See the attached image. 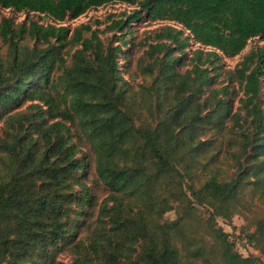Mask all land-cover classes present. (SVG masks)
Returning <instances> with one entry per match:
<instances>
[{"label":"trees","instance_id":"16d2710c","mask_svg":"<svg viewBox=\"0 0 264 264\" xmlns=\"http://www.w3.org/2000/svg\"><path fill=\"white\" fill-rule=\"evenodd\" d=\"M117 2L137 8L101 30L63 24ZM1 8L26 18H0V264H264V46L223 62L264 40V0ZM142 18L172 24L146 32L134 83L122 48ZM116 29L119 44H104Z\"/></svg>","mask_w":264,"mask_h":264},{"label":"rangeland","instance_id":"374dc122","mask_svg":"<svg viewBox=\"0 0 264 264\" xmlns=\"http://www.w3.org/2000/svg\"><path fill=\"white\" fill-rule=\"evenodd\" d=\"M136 7V5H130V4H126V3H107L105 5L99 6V7H94V8H90L88 9L85 13H83L82 15L78 16L76 19L73 20H67L65 23H63L64 25H68L70 27H75L81 23H89L92 25V27L95 28H99L100 30L103 29L105 27V25L109 24V17L112 16V18H116V17H122L125 14H128L130 12H132ZM2 16H10L13 17L15 22H20L22 20H24L26 18V14H24L23 12H16V11H11L9 9H0V18ZM40 22L42 23H47L50 22V20L48 18L45 17H41L39 19ZM96 21H100V24H96ZM172 22H167V21H155V22H150L148 20H145L144 18L139 19L137 22H133L131 25V36L132 38L130 39V35L126 36V39L128 40V43L126 45L123 46V51L128 50V48H130V57H129V61H130V65L128 67V73H125L124 76L126 78L131 79L134 83H137L140 81V78L135 76L133 71H134V65H135V61L137 59V57L141 54L144 46H142V42L144 39V36L146 35V32L149 31H153L156 30L162 26L165 25H171ZM88 34V33H87ZM115 34L116 36H120L119 31L113 30V31H106L105 33L100 34V38L102 39V41L104 42V44L108 43V42H113L114 44H119V41H117V39H114V37H112V35ZM185 35H188L187 32H185ZM199 44L194 43V41L191 39L190 40V46L188 48H186V50H188L189 52L197 47H199ZM264 46V40H260V38L255 37V38H251L247 41V44L245 45L244 49L236 56L232 57V58H223V62L226 68L232 69L237 63H239L246 55H248L251 51L256 50L259 47ZM120 61H119V65L121 66V69H124V58L123 55L120 54ZM69 61V59H68ZM262 99H264V81L262 82ZM240 96V94H238L236 96L235 99V103L234 105L237 106V99ZM29 104V102H25L23 104V106L21 107V110H25L26 106ZM1 126V124H0ZM212 133H208L206 135V137H214L212 136ZM82 148L86 149V147L83 145ZM90 175H93V169L91 168L90 171ZM95 193L97 194L98 198L100 199L105 193L102 187H94ZM236 202L239 204L243 203V199L239 196L236 197ZM96 212V207L91 208L90 209V215L87 217L84 225L81 228V234H86L87 230L86 228H88L91 220L94 218V214ZM198 213L202 216L205 217L207 215L205 209L203 207H199L198 208ZM166 217L171 219L174 218V212L170 211L166 214ZM220 224L222 225V227L227 230V231H233V229L231 228V226H226L223 225L221 222ZM247 223L245 221V219L241 216V215H234V217L232 218V225L235 226L236 230L238 231V229H241V227L245 226ZM249 228V226H247ZM237 249H239L240 252L242 253H246L245 252V243L244 240L241 238L237 239ZM247 251V250H246ZM60 261H62L63 263H68L71 260V256L68 253H63L60 258ZM262 261L264 263V255L262 256Z\"/></svg>","mask_w":264,"mask_h":264},{"label":"built area","instance_id":"2783aa9c","mask_svg":"<svg viewBox=\"0 0 264 264\" xmlns=\"http://www.w3.org/2000/svg\"><path fill=\"white\" fill-rule=\"evenodd\" d=\"M236 234H238V232L236 231ZM231 238H233L232 236H231ZM245 252H246V249H245ZM242 253V252H241Z\"/></svg>","mask_w":264,"mask_h":264}]
</instances>
